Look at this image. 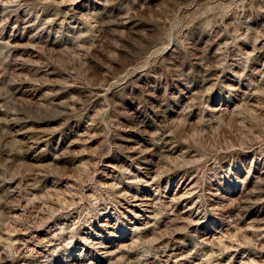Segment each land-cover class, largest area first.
Wrapping results in <instances>:
<instances>
[{"label": "rangeland", "instance_id": "374dc122", "mask_svg": "<svg viewBox=\"0 0 264 264\" xmlns=\"http://www.w3.org/2000/svg\"><path fill=\"white\" fill-rule=\"evenodd\" d=\"M0 264H264V0H0Z\"/></svg>", "mask_w": 264, "mask_h": 264}, {"label": "bare ground", "instance_id": "6f19581e", "mask_svg": "<svg viewBox=\"0 0 264 264\" xmlns=\"http://www.w3.org/2000/svg\"><path fill=\"white\" fill-rule=\"evenodd\" d=\"M193 194H194V191H192V189L189 188V190L185 191V194L181 196V199H183L184 201L186 200L187 202H191L192 200H190V199L193 196ZM127 202H128L129 207H130L129 209L133 212L136 211V215L139 217L138 218L139 219L138 226H136L135 228H142L141 226H147V224L153 218L154 208L156 206V201H155L154 196L152 194H149V193L148 194L136 193V194L132 195V197L129 198ZM191 208L192 207H188L187 210L184 212L190 216H194V218H195L197 215H195L194 212L191 211ZM98 243H102V242H98ZM100 248L102 250L101 253L106 257H111L112 255L115 254V251L112 249V247L110 245H103ZM106 259H108V258H106Z\"/></svg>", "mask_w": 264, "mask_h": 264}]
</instances>
